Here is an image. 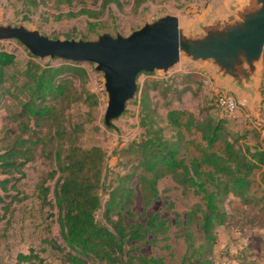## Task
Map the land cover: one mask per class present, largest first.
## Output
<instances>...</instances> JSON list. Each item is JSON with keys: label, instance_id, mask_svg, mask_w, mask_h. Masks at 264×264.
I'll use <instances>...</instances> for the list:
<instances>
[{"label": "trees", "instance_id": "16d2710c", "mask_svg": "<svg viewBox=\"0 0 264 264\" xmlns=\"http://www.w3.org/2000/svg\"><path fill=\"white\" fill-rule=\"evenodd\" d=\"M82 1L21 2L28 8L51 5L60 11ZM110 2L117 3L101 0V14ZM77 14L97 17L99 12L80 9L67 15ZM96 25L88 22L89 30ZM34 58L18 69L15 54L0 49V109L6 112L0 129V175H8L0 179L5 193L0 194V221L9 206L22 199L16 183L24 176L23 167L37 153L49 160L46 179L56 178L52 192L45 185L46 179L36 186L42 204L57 210L61 243L47 241L63 253L68 264H170L164 257L143 254L140 248L167 240L173 226L180 228L177 235L185 243L184 255L176 264H212L215 229L227 221L223 203L229 195L264 213V145L258 141L248 144L244 133L232 132L220 117L205 114L197 118L185 109L168 108L163 125L150 91H156L165 101H169L168 97L179 98L186 88H177L172 81H146L141 87L135 97L141 136L120 149L122 156L127 157L128 168L117 173L114 182L105 188V150L96 145H79L85 124L99 104L97 95L85 87L88 68L83 62L60 59L53 64ZM261 93L264 105V85ZM79 104L87 107L82 113L86 118L74 121L69 111ZM167 128L169 135L165 133ZM164 178L198 197L183 220L173 212V222L159 210L145 217L147 209L161 199L158 184ZM10 189L16 192L10 194ZM138 194L142 214L132 209ZM4 197H10L9 202ZM98 209H102L103 223L95 217ZM16 264L45 263L31 249L18 253Z\"/></svg>", "mask_w": 264, "mask_h": 264}, {"label": "rangeland", "instance_id": "374dc122", "mask_svg": "<svg viewBox=\"0 0 264 264\" xmlns=\"http://www.w3.org/2000/svg\"><path fill=\"white\" fill-rule=\"evenodd\" d=\"M22 0H0V25H22L28 29L38 30L51 38L66 39H96L98 35L108 32L112 35H128L132 30L141 27L146 22H151L169 12H177L180 18H193L202 15L207 8L221 4L224 0H115L110 2L104 13H100L101 0H84L73 2L70 7L60 10L51 5L38 7L24 6ZM80 9H89L99 12L97 17L86 14L68 16L69 12L77 13ZM98 25L89 30L88 22ZM69 39V38H68ZM0 49L13 52L16 57V67L23 69L30 56L28 49L16 39L0 40ZM41 63L51 62L57 64L61 58H39ZM83 62L89 70V78L85 87L97 95L99 104L93 109L90 121L85 124V130L79 138V145L102 147L107 156V176L104 187L108 188L115 180L117 173L127 170V157L122 156L120 149L129 142L138 140L142 129L138 125L139 107L135 97L140 94L141 87L147 81L158 80L162 82H175L177 88H186L179 98L168 97L169 101L156 95L151 90L152 101L164 119L168 108L185 109L192 112L197 118L205 114L217 116L225 120L227 128L232 132L244 133L245 141L253 145L257 141L264 145V105L261 87L264 85V51L261 65L256 75V89L258 99L249 106L241 95L227 90L209 66L194 65L181 58L168 70H155L152 74L141 73L137 76V87L140 88L134 97L125 106V111L110 126L104 124V113L107 106L108 95L105 91V79L102 72L95 70V64ZM76 86L79 82H76ZM224 92L233 97L238 108L230 115H226L215 104L217 93ZM87 110L84 104L72 108L69 112L74 121L85 120L82 113ZM80 112V113H79ZM6 114L0 109V129ZM170 134L169 128L165 130ZM0 130V135H1ZM3 135V134H2ZM190 138H194L190 136ZM196 138V137H195ZM192 151V150H191ZM50 169L49 160L39 153L34 160L23 167L24 176L16 183L20 201H15L9 206V211L0 221V264H16L18 253H28L33 249L38 252L45 264H68L63 260V253L51 247L47 240H56L61 243L58 224L56 221L57 210L42 204L37 196V183L47 178ZM18 176V175H16ZM8 175H0V179ZM56 178L46 179L45 185L52 188ZM10 184L7 186V188ZM137 185H135L136 187ZM158 188L161 199L150 206L145 217L159 210L163 216L171 217L174 222L173 212H177L183 220L191 205L198 201V197L191 192H185L171 179L160 180ZM16 190L10 189L13 194ZM104 200V189L100 191ZM0 194L4 192L0 188ZM52 196V193L49 194ZM9 202L10 197H4ZM140 195L135 199L132 209L139 214L143 213ZM0 203V215L3 214ZM223 207L228 217L225 224L218 226L216 244L211 256L212 264H263L264 262V213L251 205H244L237 197L229 195ZM98 221L104 222L102 209L95 212ZM180 228L172 227L167 240L159 241L153 245L140 248L145 255L161 256L170 263L179 262L185 252V243L177 235Z\"/></svg>", "mask_w": 264, "mask_h": 264}, {"label": "water", "instance_id": "95a60500", "mask_svg": "<svg viewBox=\"0 0 264 264\" xmlns=\"http://www.w3.org/2000/svg\"><path fill=\"white\" fill-rule=\"evenodd\" d=\"M16 39L35 57L91 62L102 72L110 126L137 91L140 72L168 70L181 58L209 66L227 90L251 106L264 51V0H224L202 15H163L128 35L104 32L96 39L51 38L22 25H0V40Z\"/></svg>", "mask_w": 264, "mask_h": 264}, {"label": "built area", "instance_id": "2783aa9c", "mask_svg": "<svg viewBox=\"0 0 264 264\" xmlns=\"http://www.w3.org/2000/svg\"><path fill=\"white\" fill-rule=\"evenodd\" d=\"M215 104L226 115L232 114L238 108V104L235 101V99L224 92L217 93L216 98H215Z\"/></svg>", "mask_w": 264, "mask_h": 264}, {"label": "crops", "instance_id": "0c3cea01", "mask_svg": "<svg viewBox=\"0 0 264 264\" xmlns=\"http://www.w3.org/2000/svg\"><path fill=\"white\" fill-rule=\"evenodd\" d=\"M167 14H173V15H176L178 18H180V16L178 15L177 12H169V13H167Z\"/></svg>", "mask_w": 264, "mask_h": 264}]
</instances>
